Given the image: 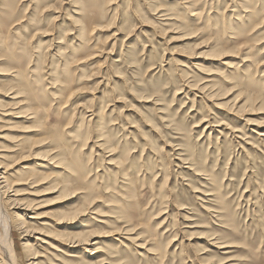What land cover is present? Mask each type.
Segmentation results:
<instances>
[{
	"label": "rangeland",
	"instance_id": "1",
	"mask_svg": "<svg viewBox=\"0 0 264 264\" xmlns=\"http://www.w3.org/2000/svg\"><path fill=\"white\" fill-rule=\"evenodd\" d=\"M0 107L22 264H264V0H0Z\"/></svg>",
	"mask_w": 264,
	"mask_h": 264
},
{
	"label": "bare ground",
	"instance_id": "2",
	"mask_svg": "<svg viewBox=\"0 0 264 264\" xmlns=\"http://www.w3.org/2000/svg\"><path fill=\"white\" fill-rule=\"evenodd\" d=\"M82 29H84V28H82ZM62 40H64V39H62ZM19 105H21V104H19ZM2 107H0V122L1 121L3 122V120H8V121L13 120L14 121V119H17V118L20 117V114L17 113L18 111L14 110L15 108L14 109H10V108L6 107L7 108L6 109V108H2ZM17 109H19V107ZM22 116H23V114H22ZM16 122H17V120H16ZM4 128H6V127L4 126ZM11 131H13V130H11ZM10 139H11V137H10ZM20 142H22V141H20ZM10 143H12V142L10 141ZM7 144H9V143H7ZM23 145L25 146V143ZM16 146H17V144L15 146H13V147L12 146L9 147V146L0 145V264H22L20 262V260H19V257H18V254H17V250H16V247H15V240H14L15 233H14V230H13V226L11 225L12 223H11V220H10V215L6 213V210L4 209L5 207L3 208V205H2L3 204V199H2V197H5L7 199L6 202L8 201L10 203V205H12L11 209H16L17 210L16 213L14 214L15 215L14 217L17 220L20 221L19 224H18L17 229L21 230L22 235H24L22 238H29V237L33 238L32 234H35V235L37 234V235H39L41 237L40 238H35V239L39 240V241H41L43 243H46L45 239L49 238V236L47 234L42 232L43 230H40V229H34L33 230L30 227L28 228L26 226V223H25L26 220L23 219V216H27L30 211L33 212V210H35V209H33L34 202L32 204V203L25 202L24 200L18 198L20 196V190L18 191V189L17 190L15 189L16 186L18 187V185H21L22 183L23 184L24 183L25 184L29 183L31 178L14 180V179H12L13 178V174L10 173V171L13 169L14 165L12 166V165L9 164V159L12 157L13 152L17 151V147L18 146L17 147ZM24 146H22L21 148H23ZM24 148H26V146ZM20 154H21V152H20ZM31 154H30V156H31ZM42 158H43V156H42ZM40 165H42V164H40ZM28 177H30V176H28ZM39 177H40V175H39ZM40 179H42V178H40ZM37 180L39 182V178ZM34 181L36 182V180H34ZM38 182H36V183H38ZM35 186H37V185H35ZM32 187H34V186H32ZM54 188H57V187H54ZM4 203H5V201H4ZM7 210H8V208H7ZM7 212H9V211H7ZM36 217H38V216H34L33 215L30 219H37ZM60 223L61 222H59V224ZM38 225L46 228V226H48L49 224H48V221H47V223L45 221V222H42V223H40ZM84 236H83V238H84ZM81 237L82 236H74L73 238H69L68 240H66L65 244L70 246V247H81L83 245H88L89 244V242H88L89 240L88 239H82ZM89 237H90V234H89ZM29 248H31V246H30V244H27L25 246V251L28 253V256H27L28 260L27 261L29 262V264H40L39 261H38L40 256L37 254V252L30 253L29 252L30 251ZM89 253L93 254L94 252L90 251Z\"/></svg>",
	"mask_w": 264,
	"mask_h": 264
}]
</instances>
